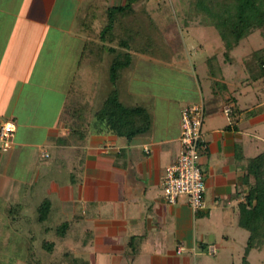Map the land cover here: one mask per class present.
I'll list each match as a JSON object with an SVG mask.
<instances>
[{
  "label": "crops",
  "instance_id": "1",
  "mask_svg": "<svg viewBox=\"0 0 264 264\" xmlns=\"http://www.w3.org/2000/svg\"><path fill=\"white\" fill-rule=\"evenodd\" d=\"M56 2L0 0V125L13 122L16 127L12 148L0 146L4 242L17 237L33 244L37 257L48 264L66 252L89 264H206L205 257L232 250L241 229L247 161L255 150L264 149L253 142H264L253 132L264 133V93L255 104L247 102L255 87L242 80L239 98L223 67L220 80L212 72L214 86L224 85L219 108H207L193 78L194 84L180 88V95H155L148 107L150 132L128 142L95 124V113L108 98L89 84H99L94 73L104 75L106 70L110 78V69L103 67L110 53L85 47L87 37L76 28L78 11L71 30H65ZM139 56L149 55L133 51L129 67ZM150 57L165 66L173 59ZM230 60L224 65L234 66ZM117 91L131 107L125 101L134 100V94ZM197 104L204 105L208 143L200 158L206 209L199 213L187 199L169 205L164 198L166 169L181 154L182 112ZM228 105L230 117L224 113ZM53 213L59 214L55 230H40L38 224ZM53 231L54 240L44 238ZM60 242L69 245L59 256ZM46 243L54 244L52 251ZM182 247L185 251L178 253ZM210 247L217 249L216 255L209 254Z\"/></svg>",
  "mask_w": 264,
  "mask_h": 264
},
{
  "label": "trees",
  "instance_id": "2",
  "mask_svg": "<svg viewBox=\"0 0 264 264\" xmlns=\"http://www.w3.org/2000/svg\"><path fill=\"white\" fill-rule=\"evenodd\" d=\"M110 1L91 0L82 4L77 12L76 28L86 35V48L94 46L100 53H110V79L112 84L116 85L120 72L131 65L133 51L152 57H164L162 53L165 40L157 23L145 9L139 8L140 3L151 0H119L117 5H108ZM194 1L197 11L209 18L211 26L219 31L225 45L224 56L227 60L230 53L239 47L243 40L254 31L264 29V0ZM102 19L107 20L105 25L101 24ZM249 59L255 61L258 66L248 67L250 71L248 81L252 84L264 83V48L255 51ZM95 124L131 142L136 137L150 132L152 120L147 109L123 104L117 89H114L95 113ZM242 187L245 202L239 205V227L250 233L243 258V264H249L250 253L264 247V152L247 161ZM47 215L48 207L42 212V219L44 220ZM66 228L65 225L60 229L61 234ZM6 232L5 227L0 230V264H17L20 261L25 264H48L37 257L33 244L28 245L29 243L17 237L10 238L8 243L4 242L3 235ZM44 247L52 251L54 244L46 243ZM8 248L16 251L8 255L5 252ZM50 264L89 263L66 252Z\"/></svg>",
  "mask_w": 264,
  "mask_h": 264
},
{
  "label": "rangeland",
  "instance_id": "3",
  "mask_svg": "<svg viewBox=\"0 0 264 264\" xmlns=\"http://www.w3.org/2000/svg\"><path fill=\"white\" fill-rule=\"evenodd\" d=\"M90 1L91 0H57L55 9L57 8V12L59 8L64 15L63 23H65V30H71L70 26L76 12L82 4ZM113 4H119V0H111L108 3V5ZM139 8L145 9L157 23L159 31L165 40L162 56L166 58L172 55L173 57V59L168 58L170 60L168 61L170 65L165 66L160 64L161 62L152 59L150 56H139L141 58L135 57L132 66L126 71L120 72L121 80L117 85L112 84L105 70L104 75H101V72L98 75L95 73L94 76L92 75L96 82L99 81V84L90 83V88L102 89L100 90V95L101 97L103 96L102 98H104V100L110 96V93L114 89H123V91L127 93L134 94V100L125 101L127 105L134 106V102H136V106L148 110V107H151L155 95H170L171 93L180 95L182 91L180 88L185 87L187 89L192 86L194 84V78L196 84L197 82L200 84L207 108L211 105L219 108L223 103L221 93L224 90V85L217 84L218 88L214 86L216 81L212 72L217 76V79L220 80L222 68L224 67L223 72L229 87L241 98L242 93H240V91L245 88L241 82L242 80L247 82L248 79H250L248 67L252 68V66L256 65V62L251 61L249 57H251L255 51L264 48V29L254 31L253 34L243 40L240 46L230 53V62H232L234 66H225L223 63L226 59L223 55L225 45L221 35L219 31L208 22L209 18L197 11L194 0L143 1L139 4ZM106 23L107 20L102 19L101 24L105 25ZM65 56L66 54H63V58ZM209 58L214 59L209 63ZM106 59L103 67L104 69L106 67L110 69L111 57ZM244 63L245 65L243 67L242 64ZM255 67H253L254 70H256ZM94 70H96V68ZM71 74H73V72ZM238 80L240 83H238ZM250 83L252 82L250 81ZM253 87H255L254 91L247 95L249 97L246 101L255 104L258 97L262 96L264 93V83H253ZM56 101L59 100L56 99ZM253 132L255 137L259 136L264 140L263 132H258L256 129ZM253 142H255V144L259 143L260 147H264V142L262 140L257 141L254 139ZM262 152H264V149H262ZM262 152L255 150L251 157L255 158ZM58 216L59 214L53 213L46 222L38 224V228L43 230L50 227L55 230L54 228H56L55 225H57L56 220ZM4 223V218H1L0 230L3 229L2 224ZM237 231V234L234 236L238 243L234 248H231L232 250L229 248L225 253L222 249L216 257H205L206 264H243L250 233L242 229ZM55 233L56 232L53 231L44 238L47 240H54L56 236ZM64 244L65 243L62 242L59 243V247L57 248V254L59 256L67 250L65 248L66 245H69V243ZM39 250L42 252V249L39 248ZM40 251L39 254L41 253ZM43 255L48 256V253ZM248 261L249 264H264V247L261 250H253L250 253V257H248Z\"/></svg>",
  "mask_w": 264,
  "mask_h": 264
},
{
  "label": "built area",
  "instance_id": "4",
  "mask_svg": "<svg viewBox=\"0 0 264 264\" xmlns=\"http://www.w3.org/2000/svg\"><path fill=\"white\" fill-rule=\"evenodd\" d=\"M227 116L233 114L231 106L224 108ZM205 109L203 104L186 107L182 112V148L178 161L166 169L164 198L169 205H177L181 199H187L195 213L206 209L204 194L206 182L200 166L203 152L208 150L204 137L203 125ZM16 127L13 122L0 125V146L8 150L12 148ZM185 251L180 248L178 253ZM217 253L215 247H210L209 254Z\"/></svg>",
  "mask_w": 264,
  "mask_h": 264
}]
</instances>
